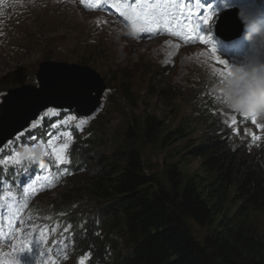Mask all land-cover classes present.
Returning a JSON list of instances; mask_svg holds the SVG:
<instances>
[{
	"label": "trees",
	"instance_id": "1",
	"mask_svg": "<svg viewBox=\"0 0 264 264\" xmlns=\"http://www.w3.org/2000/svg\"><path fill=\"white\" fill-rule=\"evenodd\" d=\"M96 54L101 50L84 52L83 61H89L84 66H92ZM133 68L114 70L108 77L112 84L104 78L132 107L123 144L104 154L96 139L87 140L83 132L76 153L86 168L53 202L64 211L77 199L86 203L88 224L78 240L81 257L87 264H264L256 218L264 215V163L255 162L244 145L227 144L206 107L189 108L172 131H165L155 116L134 115L147 90L135 89ZM148 76L156 81L153 72ZM158 76L163 84L149 82V95L184 103L176 92L187 89L169 88ZM190 96L189 107L198 99L196 93ZM168 107L176 112L181 106ZM175 144L201 159L202 174L185 177L179 164H166L165 181L152 172L147 151L157 145L167 151ZM93 149L100 154L92 156ZM70 216L82 222L77 209Z\"/></svg>",
	"mask_w": 264,
	"mask_h": 264
},
{
	"label": "rangeland",
	"instance_id": "2",
	"mask_svg": "<svg viewBox=\"0 0 264 264\" xmlns=\"http://www.w3.org/2000/svg\"><path fill=\"white\" fill-rule=\"evenodd\" d=\"M75 14L76 16L73 14V11L65 10V7L59 9L56 7H43L36 10L34 23L39 25V28L36 25L39 30L38 35L36 34L32 39H28L24 52L9 51L11 47H6L4 49L0 47V79L3 84L0 90L8 91L15 86L23 84L20 88L22 89L28 87V85L34 84L33 78L36 77V72L41 62L46 61V59L62 64L71 63L77 66H84V64H89V61H83V57H85L83 53L90 52L92 49H99L101 50V54L95 55L94 61L90 63V65H92L90 67H92L101 78H110L114 70L119 72L121 70L120 68L124 66L135 68H133L131 74L133 78L136 79L135 89L139 91L147 90L146 94H142L143 97L145 96L144 104L139 103V108L133 111V114L137 117L143 118L145 114L155 116L157 120L165 124V131H172L179 125L181 116L187 113L189 108L193 109L199 106L200 100H196L197 102H194L191 107H189L188 103V99L192 98L190 95L193 94L195 96V93L200 90L198 88L185 90V93L180 92L181 95L176 92V95L183 97L184 103L182 104L177 100H168L169 103H166L158 98L159 95H149L150 89L147 86L149 82L152 81L157 83V86L163 84V81L158 79V73L155 74L154 70L159 71V74L166 80L164 82H167L169 88L173 87L176 90L181 88L179 86L183 81L187 78L191 79L193 75L192 70H187L192 74L188 75L186 69L181 67H173L171 69L172 72L169 74L162 72V68H164L162 63H157V61H155L157 60L156 54L152 56L151 53L154 46L161 44L163 39L153 42L154 45L149 46L129 40L128 46L124 47V41L117 35L104 33L106 39H102L97 32H95L96 35L94 36V40L85 46L83 41L90 39L92 35L90 30H87V28H89L88 25L82 24V21L89 20L92 17L78 13ZM30 19L33 21L32 18ZM2 22L3 19L0 18V26ZM30 30L31 29H28L27 31L30 32ZM0 35L5 36L6 33L2 31ZM31 36H33V34H31ZM191 51L194 52L196 50ZM145 53H147L146 56ZM43 56L45 59H43ZM192 61L197 65H201L196 58H192ZM85 66L88 67V65ZM149 72H153L156 81H153V79L148 76ZM109 78L108 80L111 83L112 81ZM180 80L181 82L179 83ZM107 88L112 89L109 85H107ZM186 95H189L188 99ZM169 105L181 107H179L176 112H171V109L168 107ZM131 109L132 107L120 93L113 90L112 93H104L101 106L97 110L98 112L93 116L88 119H76V121H71L70 123L71 125H78L80 121H85L82 128L83 131L87 133V140L96 139V142L101 146V152L110 154L124 142L128 120L127 115H130ZM179 114L180 118L177 119ZM210 119L211 118H209V120ZM197 135H199V132ZM229 145L233 146V144ZM92 152V156L100 154V151L97 149H93ZM147 153L146 158L150 166H152V172L163 181H165L164 171L166 169V164H179L185 177L193 176L198 172L202 174L200 170L201 159L188 156L187 153L182 152L181 145L179 144L171 146L167 151H164L157 145L150 148ZM261 155L263 157H258V159L264 163V152L261 153ZM71 179L73 180V177L67 179L64 184L57 189L58 191L55 192L56 194L46 195L41 199H54L58 196L59 192H66L67 189L72 188L75 181L72 183L70 182ZM57 207L58 210L63 209L61 203L57 204ZM256 218L260 224V235L264 240V215L257 214ZM37 220L49 225L51 232L50 241L52 239H58V241H60L64 235H68L66 230L61 228V225L51 226L48 222L41 220L39 217Z\"/></svg>",
	"mask_w": 264,
	"mask_h": 264
},
{
	"label": "water",
	"instance_id": "3",
	"mask_svg": "<svg viewBox=\"0 0 264 264\" xmlns=\"http://www.w3.org/2000/svg\"><path fill=\"white\" fill-rule=\"evenodd\" d=\"M228 17L225 15L217 28V34L227 41L238 36L242 28V23L233 18L232 23L238 26L236 33L224 31L223 24H227ZM37 78L40 88L15 89L4 98L0 108V145L27 128L46 107L75 110L81 117H89L100 106L107 89L95 70L71 63L44 61Z\"/></svg>",
	"mask_w": 264,
	"mask_h": 264
},
{
	"label": "snow or ice",
	"instance_id": "4",
	"mask_svg": "<svg viewBox=\"0 0 264 264\" xmlns=\"http://www.w3.org/2000/svg\"><path fill=\"white\" fill-rule=\"evenodd\" d=\"M105 2H109V0H105ZM114 6H119L120 8H126L130 9V14L125 11H121V16L124 17L125 21L128 23V25L132 28H136L139 22L143 21L145 24V29L143 31L152 32L154 29H160V28H171L173 22L177 23V26L180 25H187L188 22L193 23H200L202 22L203 26H209V22L213 19L215 16V12L208 11L206 15L202 17H198L197 21H192V16L189 12L184 11V5L182 3L171 5L164 3L163 0H159V2L156 3H148L145 2V0H137L135 3L131 4H123L119 3V0H116V4ZM175 8V11H172V9ZM208 9H212V5H208ZM183 17L181 20L180 17ZM185 30L191 34L195 31V29H187L185 27ZM174 35H180V32H173ZM201 43H208L211 40V37L200 35L199 36ZM213 55L215 54V49H212ZM216 60L220 64H224L225 67H227V62L220 60L219 57H216ZM222 78V83L227 85V77L231 75V70L229 69L226 72H223L220 74ZM2 95V94H0ZM237 111L244 112L245 115L249 114V106L241 105L235 107ZM62 109H57L56 107H46L42 114L38 113L37 117L29 122L28 130L35 129L38 126L42 124V122L45 119L51 120L53 117H59L61 114ZM258 112L254 109L250 111V115L252 117V123H256V118L258 116ZM77 117L75 115H67L65 118L56 120L53 123H50L48 127L50 129H60L65 126H70L69 122L76 121ZM85 121H80L78 125H76V128L78 131H82L83 124ZM260 128H264V125H258ZM25 130H21L20 132L15 134L14 139L19 140L21 136L24 135ZM47 135V141L46 143L42 144V147L44 148L43 156L48 158V162L50 165L60 166V165H67L70 163V160L68 158V149L70 148V141L72 140V133L71 131H57L55 134L53 132L46 133ZM28 139L30 141H35L36 137L35 135L29 136ZM61 139H64L66 142L63 144H59L58 141ZM10 143V142H5ZM4 145H0V149H2ZM20 153H15L14 156L8 157V159L12 160L15 165H21L22 161L19 158ZM37 159L34 149H29V154L27 156L28 161H35ZM36 179H40V177H36ZM44 179L47 181V176L44 177ZM2 186V185H0ZM27 189H25V192ZM41 242L43 241V234ZM15 238V233L13 232L9 239ZM27 250V243H25V238L22 237L18 246L16 247L15 252L13 255H16L18 253L24 252ZM12 264H18V261H13Z\"/></svg>",
	"mask_w": 264,
	"mask_h": 264
},
{
	"label": "bare ground",
	"instance_id": "5",
	"mask_svg": "<svg viewBox=\"0 0 264 264\" xmlns=\"http://www.w3.org/2000/svg\"><path fill=\"white\" fill-rule=\"evenodd\" d=\"M251 15H256V11L254 9L251 10ZM231 20V17L229 18V21ZM242 28L241 31L244 29H249L247 31V34L253 38V40L251 41V43L247 46L242 45L240 42L236 43V40H239V35L241 33V31L239 32V35L236 36L235 38H231L228 40V44L230 47L229 53H228V59H237V58H241V57H245V58H253V60H255V62H257L258 64L264 62V32H261V27L259 26V23H254L250 18H246L244 20V23L241 24ZM236 29H238V26L236 24H231V26L229 28H227V33L231 34V33H236ZM260 81H262V79H260ZM248 86V84H247ZM231 108L233 109V106H231ZM234 119L235 121L238 122V120L241 121V123L243 125H249V120L247 119V117H245L244 113H236L234 115ZM237 145H244L245 149V143L242 139V137H238L236 135H234V140H233V147L237 146ZM249 150V149H247Z\"/></svg>",
	"mask_w": 264,
	"mask_h": 264
},
{
	"label": "clouds",
	"instance_id": "6",
	"mask_svg": "<svg viewBox=\"0 0 264 264\" xmlns=\"http://www.w3.org/2000/svg\"><path fill=\"white\" fill-rule=\"evenodd\" d=\"M226 87L228 88L229 93H230V105L233 107H236L240 101V97L237 94L238 92L235 90L234 85H226ZM263 152H264V147L259 152L255 151L254 153H249V156L253 157V159L255 158L256 159L255 162H259L260 160L258 159V157H263L261 155V153H263ZM237 153H238V151H237Z\"/></svg>",
	"mask_w": 264,
	"mask_h": 264
}]
</instances>
